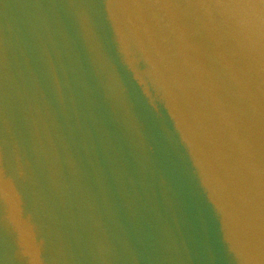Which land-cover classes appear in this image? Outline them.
Wrapping results in <instances>:
<instances>
[{
    "label": "water",
    "instance_id": "1",
    "mask_svg": "<svg viewBox=\"0 0 264 264\" xmlns=\"http://www.w3.org/2000/svg\"><path fill=\"white\" fill-rule=\"evenodd\" d=\"M0 264H264V0H0Z\"/></svg>",
    "mask_w": 264,
    "mask_h": 264
}]
</instances>
